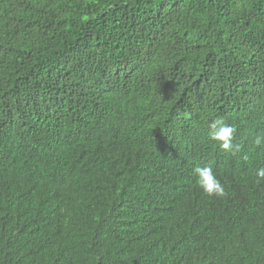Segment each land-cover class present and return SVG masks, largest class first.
Here are the masks:
<instances>
[{
	"label": "trees",
	"instance_id": "1",
	"mask_svg": "<svg viewBox=\"0 0 264 264\" xmlns=\"http://www.w3.org/2000/svg\"><path fill=\"white\" fill-rule=\"evenodd\" d=\"M258 133L264 0H0V264H264Z\"/></svg>",
	"mask_w": 264,
	"mask_h": 264
},
{
	"label": "clouds",
	"instance_id": "2",
	"mask_svg": "<svg viewBox=\"0 0 264 264\" xmlns=\"http://www.w3.org/2000/svg\"><path fill=\"white\" fill-rule=\"evenodd\" d=\"M235 126L225 122L223 117L217 116L208 123V139L217 142L218 147L225 153L235 155L240 151L241 146L234 144ZM252 143L256 146L264 145V133L255 134ZM195 177V184L202 192L208 196L224 197L226 191L223 183L214 173L211 165L195 166L192 169ZM257 182L264 181V168L257 169Z\"/></svg>",
	"mask_w": 264,
	"mask_h": 264
}]
</instances>
